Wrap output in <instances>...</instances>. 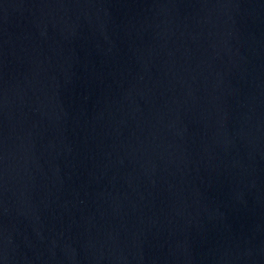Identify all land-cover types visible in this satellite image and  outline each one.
Instances as JSON below:
<instances>
[{
    "label": "water",
    "instance_id": "95a60500",
    "mask_svg": "<svg viewBox=\"0 0 264 264\" xmlns=\"http://www.w3.org/2000/svg\"><path fill=\"white\" fill-rule=\"evenodd\" d=\"M0 264H264V0H0Z\"/></svg>",
    "mask_w": 264,
    "mask_h": 264
}]
</instances>
